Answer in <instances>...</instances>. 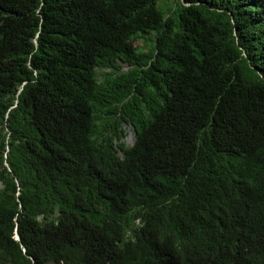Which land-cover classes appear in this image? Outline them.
Listing matches in <instances>:
<instances>
[{
  "label": "trees",
  "instance_id": "trees-1",
  "mask_svg": "<svg viewBox=\"0 0 264 264\" xmlns=\"http://www.w3.org/2000/svg\"><path fill=\"white\" fill-rule=\"evenodd\" d=\"M160 1L0 0V264H264V0Z\"/></svg>",
  "mask_w": 264,
  "mask_h": 264
},
{
  "label": "rangeland",
  "instance_id": "rangeland-1",
  "mask_svg": "<svg viewBox=\"0 0 264 264\" xmlns=\"http://www.w3.org/2000/svg\"><path fill=\"white\" fill-rule=\"evenodd\" d=\"M174 4V0H161L158 3V7L163 11V12H167L171 7H173ZM151 38H154L153 36H151ZM148 44L147 41L145 40H138L135 45L136 46H140V47H145ZM125 133L127 134L126 138L124 139V142L128 145V146H133V144H135V134L133 132V128L129 125H124L123 127Z\"/></svg>",
  "mask_w": 264,
  "mask_h": 264
},
{
  "label": "clouds",
  "instance_id": "clouds-1",
  "mask_svg": "<svg viewBox=\"0 0 264 264\" xmlns=\"http://www.w3.org/2000/svg\"><path fill=\"white\" fill-rule=\"evenodd\" d=\"M135 141H136V139H135ZM134 145V144H133Z\"/></svg>",
  "mask_w": 264,
  "mask_h": 264
},
{
  "label": "bare ground",
  "instance_id": "bare-ground-1",
  "mask_svg": "<svg viewBox=\"0 0 264 264\" xmlns=\"http://www.w3.org/2000/svg\"><path fill=\"white\" fill-rule=\"evenodd\" d=\"M2 187V186H1Z\"/></svg>",
  "mask_w": 264,
  "mask_h": 264
}]
</instances>
